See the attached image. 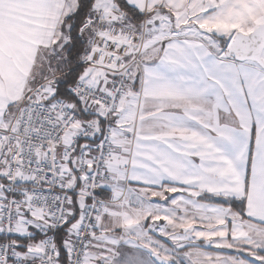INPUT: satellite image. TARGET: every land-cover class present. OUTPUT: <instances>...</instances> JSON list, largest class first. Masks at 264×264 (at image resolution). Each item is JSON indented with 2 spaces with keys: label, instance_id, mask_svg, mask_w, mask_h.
Masks as SVG:
<instances>
[{
  "label": "snow or ice",
  "instance_id": "obj_1",
  "mask_svg": "<svg viewBox=\"0 0 264 264\" xmlns=\"http://www.w3.org/2000/svg\"><path fill=\"white\" fill-rule=\"evenodd\" d=\"M0 264H264V0H0Z\"/></svg>",
  "mask_w": 264,
  "mask_h": 264
}]
</instances>
